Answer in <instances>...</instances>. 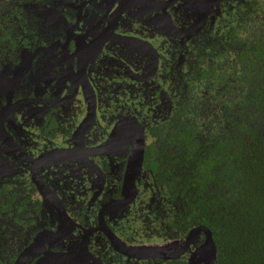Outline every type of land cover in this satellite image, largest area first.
I'll return each mask as SVG.
<instances>
[{"label": "flooded vegetation", "instance_id": "1", "mask_svg": "<svg viewBox=\"0 0 264 264\" xmlns=\"http://www.w3.org/2000/svg\"><path fill=\"white\" fill-rule=\"evenodd\" d=\"M263 45L264 0H0V263L188 264L203 232L174 259L116 247L175 256L200 227L181 157L228 129Z\"/></svg>", "mask_w": 264, "mask_h": 264}, {"label": "trees", "instance_id": "2", "mask_svg": "<svg viewBox=\"0 0 264 264\" xmlns=\"http://www.w3.org/2000/svg\"><path fill=\"white\" fill-rule=\"evenodd\" d=\"M256 53L228 129L181 157L182 226L211 231L215 264H264V45Z\"/></svg>", "mask_w": 264, "mask_h": 264}, {"label": "water", "instance_id": "3", "mask_svg": "<svg viewBox=\"0 0 264 264\" xmlns=\"http://www.w3.org/2000/svg\"><path fill=\"white\" fill-rule=\"evenodd\" d=\"M11 86L12 82H8L3 78L2 75H0V92L2 88H5L8 92H11ZM5 106L4 110L2 113H0V119L3 116V113L6 112L8 113L10 106L8 105ZM3 126H2V121L0 120V137L3 135ZM139 144L137 145L135 152L131 155L129 159V168L127 170V177L124 180V186L123 189L125 190V197L132 195L131 198L133 197V190H134V179L131 177L135 170H137L140 166V163L142 161V155H143V138H140ZM1 160L2 158L0 157V176H1ZM129 199H123L119 201L121 206L127 204ZM200 232H203L205 235V240L204 242L196 249L194 250L188 260V264H215L216 261V246L213 241L212 233L211 231L204 226H200L198 228H194L191 230L187 237L186 240L183 242V249L180 250L175 256L170 255V250L173 248V244H167L165 246H144V247H139V248H132V247H127V248H122L118 249L116 247V250L119 253L122 254H127L126 251H132L134 252V255L136 258L139 259H156V258H161L163 260L170 259V258H178V255L183 253L185 251V248L190 245V243L194 240L195 237L199 235ZM141 254V257H137V254ZM21 258V262L19 261ZM18 259L16 264H24L25 261V256L24 254L22 257Z\"/></svg>", "mask_w": 264, "mask_h": 264}]
</instances>
